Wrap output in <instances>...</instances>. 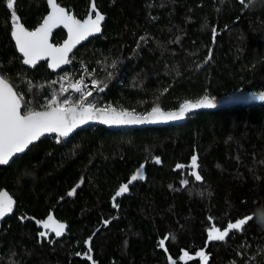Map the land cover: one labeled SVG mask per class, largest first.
Instances as JSON below:
<instances>
[{"label":"trees","instance_id":"obj_1","mask_svg":"<svg viewBox=\"0 0 264 264\" xmlns=\"http://www.w3.org/2000/svg\"><path fill=\"white\" fill-rule=\"evenodd\" d=\"M90 1L55 0L77 17ZM246 1L93 0L105 16L102 31L60 72L78 78L86 68L98 86L90 99L137 113L264 90V0ZM4 2L0 75L22 112L44 108L54 72L44 61L21 64ZM49 10L48 0H15L29 29ZM63 37L60 28L52 41ZM193 156L201 181L189 171ZM2 188L16 207L0 220V264H264V103L199 111L172 125L46 135L0 165ZM248 216L224 241L209 239L212 229Z\"/></svg>","mask_w":264,"mask_h":264},{"label":"snow or ice","instance_id":"obj_2","mask_svg":"<svg viewBox=\"0 0 264 264\" xmlns=\"http://www.w3.org/2000/svg\"><path fill=\"white\" fill-rule=\"evenodd\" d=\"M48 2L51 5V13L44 19L39 28L35 31H26L23 26H16L12 33L19 51L24 55V63L26 65L35 64L42 57H50L52 61L51 67L54 68L61 62L67 63L66 55L75 43L82 40L86 35L100 32V23L104 17L99 13L96 14L95 19L89 18L81 22L66 13L65 9L60 7L55 0H48ZM7 7L9 9L13 8L12 0H8ZM12 17L14 20L16 19L15 12H12ZM61 25L68 30L69 40L61 47H53L49 43V35L54 28ZM76 90L79 91L80 89L77 88ZM259 98L264 100V95ZM67 104V98L58 101L56 97H53L46 104V110H27L24 114H21V100L18 97V93H14L12 87L3 78H0V165L8 164L10 157L16 153H23L33 141L39 139L45 132H59L61 136H67L69 131L76 127L77 121L84 123L91 118L93 113L106 124L134 125L142 124L155 118L164 120L180 119L191 108L214 107V104L205 97L204 100L195 104L185 102L178 112L164 113L159 107H154L148 116L142 117L134 114L133 111H117L113 108L94 110L92 107H84L83 104L79 106L80 111L78 112L75 107H64ZM25 108H27L26 105ZM157 162H159L158 158ZM191 165L193 168L197 166L196 156L192 157ZM177 167L179 168L181 165H177ZM138 176L139 172L137 175H133L131 180H137ZM194 178L196 181L202 180V177L195 173ZM127 191L128 184H124L116 193V196H120ZM71 194L69 193V195ZM6 195V193H0V197H5ZM11 204L10 198H0V217L6 211H11ZM252 219L254 217L248 216L229 223L227 226L228 230H240L246 225L248 220ZM52 220L53 218L49 216L47 221L42 223L45 227H49V222ZM261 221L264 222V217H261ZM64 227L63 224H59L57 229H54L57 236L62 235L61 230ZM213 231L216 234H209V239L213 241H224L229 235V231H220L219 229H214ZM41 235L43 236L45 233L42 232ZM164 243L165 241L162 239L160 245L163 246ZM197 255L205 260L207 259L203 252ZM184 256H188V253L185 252ZM183 258L181 257V259Z\"/></svg>","mask_w":264,"mask_h":264},{"label":"water","instance_id":"obj_3","mask_svg":"<svg viewBox=\"0 0 264 264\" xmlns=\"http://www.w3.org/2000/svg\"><path fill=\"white\" fill-rule=\"evenodd\" d=\"M252 1L254 0H247L245 3H244V6H247L249 3H251ZM13 2V8L12 9H9L7 7V3H8V0H5L4 4H5V7L8 9L9 11V23H10V33H11V37H12V41H13V44H14V48L17 52V54L20 56V61H21V64L28 67V68H31V67H34L35 65H37L39 62L41 61H44L45 64H46V67L49 71L51 72H56L64 67H66L69 63V60H70V55L71 53L80 45V44H83L84 42H86L88 39H90L91 37H95L97 36L98 34L101 33L102 31V24H103V20L101 21L100 23V32H93L92 34L90 35H86L82 40H80L79 42L75 43L74 46L72 47V49L67 53L66 55V60L68 61L67 63H63L61 62L57 67H51V58L50 57H42L41 59L37 60L35 62V64H29V65H26L24 63V55L23 53H21L19 51V47L18 45L16 44V40H15V37L12 35L14 29L16 26H23V28L26 30V31H35L37 28H39L44 19L51 13V7H50V10L49 12L41 19V21L39 23H37L32 29H29L27 27H25L20 19H19V16L18 14L16 13L15 11V0H12ZM51 6V5H50ZM66 11V10H65ZM12 12H15L16 14V19L14 20L13 17H12ZM66 13L72 15L74 18L80 20L81 22H83L84 20L86 19H89V18H92V19H95V16L98 12L95 11V8H94V4H93V0L90 1V4H89V7L85 13V15L83 17H77V16H74L71 12H67ZM100 14V13H99ZM102 15V14H100ZM104 18L105 16L102 15ZM63 29L64 31V37L58 42V43H55L52 41V36L54 34V32L58 29ZM49 43L53 46V47H61L65 44V42H67L69 40V33H68V30L66 28H64L62 25L61 26H58L56 28H54L51 32V34L49 35ZM0 78H3L1 75H0ZM8 84L10 87H12L13 89V92L14 93H17L14 89V87L11 85V83L6 80L5 78H3ZM81 79L84 81L85 83V87L87 88L88 92L77 102V103H68L67 105H64V107H75L77 109V111L79 112L80 111V105L83 104L84 107H92L94 110L95 109H108V108H113V109H116L117 111H121V110H124V109H120L116 106H113V105H108V106H93V105H89V104H86L85 103V100L90 96L89 93H94L96 90H97V85L95 83H93L91 80H92V75L91 73L86 69V68H83L82 72H81ZM261 95H264V90H259V91H253V90H248V89H243V88H239V89H236V90H233V91H229V92H226L220 96H202V97H199V98H196V99H192V100H185V101H182L181 103H179L176 107L174 108H160L162 112L164 113H169V112H178L181 108V106L185 103V102H189V103H192V104H195L199 101H202L204 100V98L206 97L209 101H211L213 104H214V107H200V108H191L189 109L188 111L185 112L183 118H180V119H175V120H164V119H159V118H155V119H152V120H149V121H146L145 123H142V124H134V125H118V124H106V123H103L102 122V119L101 118H98L94 113L93 115L91 116L90 119H87L86 122L84 123H80L79 121H77V125L76 127L72 128L68 135L67 136H61L59 132H45L42 136L39 137L42 138L46 135H56V136H60V137H68V136H71L74 131L76 130H79V129H82V128H85V127H88V126H91V125H102L104 128L106 129H110V130H129V129H139V128H144V127H158V126H165V125H172V124H178V123H182L185 121V119L187 118L188 115L192 114V113H195V112H199V111H212V110H215V109H220V108H229V107H232V106H237V105H244V106H250V105H259L261 103H264V100L260 99L259 97ZM19 97V96H18ZM153 108L147 110L146 112H143V113H137V112H134V114L136 115H139V116H142V117H145V116H148L149 113H151ZM46 110V107L44 108H41V109H36L34 111H44ZM21 114H24L22 113L21 111ZM39 139L35 140L32 142V144L36 141H38ZM32 144H30L29 146H31ZM29 148V147H28ZM27 149H25L26 151ZM24 151V152H25ZM22 153H16L14 154L12 157L9 158V163L17 156V155H20ZM8 163V164H9ZM8 164H4V165H8ZM137 171H138V168L135 170L134 174H137ZM129 181H127L125 184H128ZM0 193H6L7 195L5 197H0V198H3V199H8L10 198L11 201H12V204H11V211H6L5 214L0 217V220L3 219L4 217L6 216H9L13 213L15 207H16V200L15 198L4 188L0 189ZM116 196L114 195L112 198H115ZM113 200V199H112ZM214 229H212L210 231L211 234H216L214 231ZM220 231H227L228 229H219ZM209 233V234H210Z\"/></svg>","mask_w":264,"mask_h":264},{"label":"rangeland","instance_id":"obj_4","mask_svg":"<svg viewBox=\"0 0 264 264\" xmlns=\"http://www.w3.org/2000/svg\"><path fill=\"white\" fill-rule=\"evenodd\" d=\"M79 67L82 66L79 65ZM91 81L95 83L93 78ZM50 82L51 85L48 86L47 92L41 96L42 101H40V103L41 106L44 107L53 97H56L58 101H62L67 98L68 103H77L88 92L84 81L81 79V75H79L78 78H75L73 73H71L68 69L62 70L61 72L60 70L54 72L53 78ZM77 88L80 90L77 91ZM91 95L85 100V103L93 106H101L96 99H90ZM189 165V171L192 172L194 176V173L196 174L195 168L192 167L191 163H189ZM184 253L185 251H183V254Z\"/></svg>","mask_w":264,"mask_h":264},{"label":"flooded vegetation","instance_id":"obj_5","mask_svg":"<svg viewBox=\"0 0 264 264\" xmlns=\"http://www.w3.org/2000/svg\"><path fill=\"white\" fill-rule=\"evenodd\" d=\"M23 113V112H22ZM47 229V228H46Z\"/></svg>","mask_w":264,"mask_h":264}]
</instances>
